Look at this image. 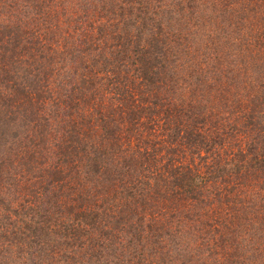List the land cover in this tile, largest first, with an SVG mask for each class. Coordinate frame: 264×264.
Returning <instances> with one entry per match:
<instances>
[{"label": "trees", "instance_id": "1", "mask_svg": "<svg viewBox=\"0 0 264 264\" xmlns=\"http://www.w3.org/2000/svg\"><path fill=\"white\" fill-rule=\"evenodd\" d=\"M0 264H264V0H0Z\"/></svg>", "mask_w": 264, "mask_h": 264}, {"label": "rangeland", "instance_id": "2", "mask_svg": "<svg viewBox=\"0 0 264 264\" xmlns=\"http://www.w3.org/2000/svg\"><path fill=\"white\" fill-rule=\"evenodd\" d=\"M217 34L219 35V33H217ZM215 36H216V35H215ZM235 68H237V65H236V64H235L234 67H230V68H229V70H231V72H230V74H229L230 77L233 75V71H234ZM220 73H221V71H220ZM218 75H219V74H218ZM247 81H248V80H247ZM250 81H253V80H250V79H249V82H250ZM253 84H256V83L253 82ZM248 92H249V88L246 89V90L244 91V94H247ZM231 97H232V96H231Z\"/></svg>", "mask_w": 264, "mask_h": 264}]
</instances>
